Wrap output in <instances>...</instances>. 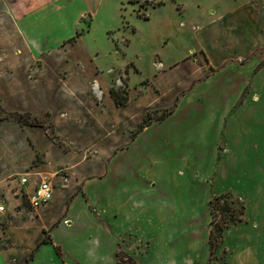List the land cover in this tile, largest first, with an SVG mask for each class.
Wrapping results in <instances>:
<instances>
[{
  "label": "rangeland",
  "instance_id": "obj_1",
  "mask_svg": "<svg viewBox=\"0 0 264 264\" xmlns=\"http://www.w3.org/2000/svg\"><path fill=\"white\" fill-rule=\"evenodd\" d=\"M241 1L98 0L89 13L76 21L71 7L70 14L65 9L62 25L51 27L47 22L40 29L37 26L29 29L30 32H48L53 39H59L34 57L9 54L13 47L8 38L18 40V33L15 37L9 28L0 27L1 124L12 114H18L17 123L21 126L35 125L30 127L43 131L57 152L72 154L78 160L102 163L107 174L114 167L112 181H106L107 174L96 175L98 189L91 194L85 192L86 183L73 186L74 178L70 179L66 167L47 169V153L36 155L31 168L37 169L29 172L51 183L54 194L66 193L61 209L64 214L78 196L81 198L89 222L103 230L101 236L108 240L116 264H142V259L151 257L158 238L166 237L171 224L169 207L156 200L165 184L162 180L170 173L165 168L157 172L155 163L143 154L137 157L130 150L143 132L138 131L147 118L151 120L150 125L157 123L165 110L172 107L176 110L197 86L215 76L217 66L211 62L219 59L221 50L217 46L218 41L214 43L211 39L207 25ZM241 33L256 44V54L264 56V27L246 24L240 28ZM81 39L91 52L95 65L74 60V56L83 59L87 55ZM203 39L213 51L203 48ZM173 66L185 68L190 80L187 87L177 84L174 91L168 92L156 81L162 72ZM260 66H264V60ZM194 70H201V74L194 75ZM170 83H174L173 77ZM170 86L167 83L166 87ZM215 88V84L210 87L211 96ZM113 89L123 105L117 104L112 97ZM259 91L264 99L263 85H259ZM250 94L246 88L231 113L249 98L260 99L259 94L254 97ZM204 100L205 97L196 98L189 104L188 111L200 113ZM27 114L31 116L27 117ZM21 115L24 117L19 119ZM151 136L148 134L147 143ZM226 151L227 146L221 140L215 157L216 165ZM121 164L127 169L120 171ZM217 173L218 170H214L205 178L203 185L210 191L209 202L199 218L190 223L193 229L199 230L193 234L196 240L203 232L207 236L204 262L229 264L225 233L235 225L229 222L230 219L248 221L246 195L251 177L242 170L238 173L227 171L224 182L229 189L220 194L222 191L215 187ZM179 175L187 174L181 172ZM18 178L12 179L10 186L15 197L22 202L12 205L6 201L3 204L5 211L0 214V224L3 228L9 224L16 228L38 226L40 232L42 225L36 223L40 210L30 206L26 195L21 198L20 185L16 182H19ZM52 222L47 224L49 229ZM228 225L230 227H226ZM213 229L214 235L209 236ZM42 236L41 239L49 237V232L42 233ZM3 237L5 248H17L21 252L18 242ZM29 257L27 254L23 260L12 258L10 264H23ZM0 264H5L1 256Z\"/></svg>",
  "mask_w": 264,
  "mask_h": 264
},
{
  "label": "crops",
  "instance_id": "obj_2",
  "mask_svg": "<svg viewBox=\"0 0 264 264\" xmlns=\"http://www.w3.org/2000/svg\"><path fill=\"white\" fill-rule=\"evenodd\" d=\"M97 1L0 0V13L3 15H0V27L2 25L9 28L14 36L18 33L15 36L18 40L8 38L13 47L9 54L39 56L47 50L46 47L59 39H53L48 32H30V28L37 26L40 29L47 22L51 27L62 25L64 11L68 9L70 14L71 7L75 12L73 20L76 21L89 13ZM208 24L211 39L214 43L215 40L218 41L217 46L221 50L219 59L216 58L215 63L211 62V65L217 66V73L197 86L189 98L164 121L152 124L140 132L141 136L130 149L137 157L143 154L155 163L157 172L160 168H165L170 173L166 179H161L165 184L156 200L169 207L171 224L166 237L158 238L151 257L142 259V264H206L204 260L207 253L204 254L203 249L207 236L203 232L196 240L193 234L199 230L193 229L190 221L199 218L202 209L207 207L210 191L203 183L214 170H218L215 187L222 191L220 194L229 189V185L224 182L227 171L238 173L242 170L251 177L246 195L248 221L243 222L242 219L225 233L226 249L230 253L229 264H264V99L259 91V85L264 86V66H260L264 56L257 55L256 44L245 34H240V28L246 24L264 27V0H242ZM80 42L86 47L83 39ZM15 43L18 45L15 46ZM201 44L208 52L213 51V48H208L204 39ZM86 49L87 55L83 59L88 63L81 57L74 56V60L95 65L91 52L87 47ZM258 67L261 68L258 70ZM193 74L199 76L201 70H194ZM188 75L185 68L173 66L162 72L156 82L172 92L177 84L180 87L189 85ZM172 77L174 83H170ZM167 83L171 86L166 87ZM214 84L216 88L211 96L209 89ZM246 88H249L252 96L259 94L260 99L249 98L231 113ZM199 97H205L200 113L188 111L189 104ZM148 134L152 136L147 143ZM221 140L225 142L227 151L216 165L215 157ZM141 143L143 144L140 145ZM134 146L138 149L134 150ZM38 153L48 154L49 165L45 166L47 169L66 167L70 179L74 178L73 186L86 183L85 192L89 194L98 189L96 175L107 174L102 163L78 160L72 154L57 152L53 149L51 140L40 129L5 121L0 123L2 205L6 201L12 205L21 204L22 199L15 197L10 185L12 179L19 175H32L29 171L37 169L33 170L31 165ZM113 168L112 166L109 170L106 181H112ZM126 169L125 165H120V171ZM181 172L187 175L180 176ZM29 189V186H20L21 198ZM65 196L64 192H56L53 200L39 209L36 223L42 225L40 232L38 226L16 228L9 224L7 228H3L0 224V256L5 264H10L12 258L23 260L27 254L30 257L23 264H116L108 240L101 236L103 230L89 222L79 196L67 214L61 212ZM154 204L153 202L152 207ZM62 219L63 222L60 223ZM52 220L54 223L49 229L47 224ZM46 232H49V237L44 238L47 243L39 247L44 240L41 239L42 233ZM3 236L18 242L21 252L17 248H5Z\"/></svg>",
  "mask_w": 264,
  "mask_h": 264
},
{
  "label": "built area",
  "instance_id": "obj_3",
  "mask_svg": "<svg viewBox=\"0 0 264 264\" xmlns=\"http://www.w3.org/2000/svg\"><path fill=\"white\" fill-rule=\"evenodd\" d=\"M18 177L21 187H30L26 193V197L34 210L46 207L53 200V186L43 177H36V175H22ZM4 211L5 207L0 204V213Z\"/></svg>",
  "mask_w": 264,
  "mask_h": 264
},
{
  "label": "trees",
  "instance_id": "obj_4",
  "mask_svg": "<svg viewBox=\"0 0 264 264\" xmlns=\"http://www.w3.org/2000/svg\"><path fill=\"white\" fill-rule=\"evenodd\" d=\"M112 97L116 100V102H117V104H120V105H123V103H120V101H118V94H117V91H115L114 89L112 90ZM175 111V108L174 107H172L171 109H167V110H165L164 111V113H163V115L159 118V119H157L156 121L157 122H162V121H164L168 116H170L173 112ZM19 115L18 114H12L11 115V117H9V118H7L6 119V121H16V122H18L19 120H18V117ZM27 117L28 116H31L30 114H27L26 115ZM24 116L23 115H21L20 117H19V119L20 118H23ZM0 123H1V120H0ZM150 123H151V120H149L148 118L142 123V126H141V128L139 129V131H138V133H140V132H142L144 129H145V127H147V126H149L150 125ZM23 125V124H22ZM23 126H25V125H23ZM29 126H35V125H33V124H30ZM214 212V211H213ZM244 212H242L241 213V215L243 214ZM242 220V218H239V219H230V221L229 222H233L234 224H236V223H238L239 221H241ZM213 223H215V220H213ZM226 227H230L229 225L228 226H226ZM225 227V228H226ZM218 228H220V226H218ZM214 235V229L212 230V233H211V236H213ZM47 243V239H44L40 244H39V247L41 246V245H43V244H46ZM34 254H35V251L32 253V256H31V258L34 256ZM30 261V260H29ZM28 261V262H29ZM27 262V263H28Z\"/></svg>",
  "mask_w": 264,
  "mask_h": 264
}]
</instances>
